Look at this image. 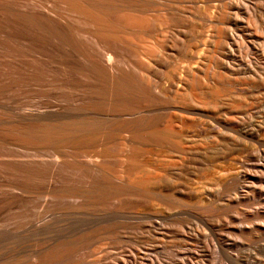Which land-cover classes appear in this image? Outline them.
<instances>
[{
  "label": "bare ground",
  "instance_id": "obj_1",
  "mask_svg": "<svg viewBox=\"0 0 264 264\" xmlns=\"http://www.w3.org/2000/svg\"><path fill=\"white\" fill-rule=\"evenodd\" d=\"M8 12L0 39L31 94L8 122L46 153L18 151L3 170L0 264H264L236 241L264 253V0H12ZM142 35L160 37L153 64L115 57ZM65 161L77 172L61 174ZM13 209L22 221H4ZM120 209L146 221L58 223Z\"/></svg>",
  "mask_w": 264,
  "mask_h": 264
},
{
  "label": "rangeland",
  "instance_id": "obj_2",
  "mask_svg": "<svg viewBox=\"0 0 264 264\" xmlns=\"http://www.w3.org/2000/svg\"><path fill=\"white\" fill-rule=\"evenodd\" d=\"M11 1L12 0H0V25L2 24L3 21H6L7 23L9 22L8 25L12 24L13 20L10 18L11 17L10 13L8 12V13L4 14L5 7H7V5L9 6L11 4ZM154 38L155 37H153L151 35L139 36V38H138L139 40L138 39L137 40L140 43L142 48L140 47V49H138V50L136 49L135 46H133L129 43H126L124 41L123 44H124L125 48L123 49V51H119V50L114 51L115 57L127 59V60L138 59V60H142L143 62H145L147 59L145 57L141 56V53H139L140 51H143L144 53L150 54L149 58L152 60V64H153V62L156 61L155 60V53L152 51V49H153L152 48V44H153L152 42H154ZM159 39H160V37L156 36L155 40H159ZM139 43H138V45H139ZM132 49H134V51ZM17 59H18V56L16 55L14 41L12 39H8L6 41H2V39H0V134L6 132V134L8 135V137H6V138L3 137L0 140V181L5 179L6 176H7V178H9L10 175H7V174L5 175V173H3V170L5 172L11 168L9 166L10 165L9 162H11V160L15 157V155L17 153H19V152H29V153L37 152V153H42V154L46 153L45 149H43L41 147H37V146H35V144H32V143H29L28 141H25L23 137H19L18 135H16L12 131V124H10V122H8V120H9L8 114H9V109L11 108V106H13L18 101L26 100L31 95L30 92L28 91L29 86L27 84L22 86V90H20L18 85L16 84L17 83L16 82V80H17L16 79L17 78V74H16L17 73ZM29 59H30V57L28 55H24V57H23L24 62H28ZM246 102H248V100ZM246 102L244 101V104H246ZM1 141H3V143ZM58 159H60V160L68 159L69 160L70 158L58 156ZM8 163H9V165H8ZM64 164L66 167L63 170H61V172H60L61 174H66L68 172H77L78 169H76L73 166V164L70 163L69 161L68 162L65 161ZM212 181H215V183L214 182L213 183L216 184V186L219 185L218 182H220V181H219V179H216V177ZM202 202L205 203L204 201H201V203ZM199 203L200 202H198V204ZM198 204L196 203L195 205L198 206ZM126 205H127V200H124L123 206H126ZM201 205L205 206L204 204H200L198 207H200ZM135 209H136L135 211H137V212L140 211V209L137 207ZM125 210H128V209H125ZM125 210L124 211L121 210V212H119L118 214H114V215H111L108 217L106 216V217L99 218V219L93 218V220H91V221L89 220L90 223H88L85 219H82V218L75 219V220L73 219V221H72L71 219L63 218V216H62L59 218L60 220L58 221V223H59L60 229H62L63 227H64V229L67 228V230H68V231L66 230L67 232H90L92 229L101 228V227L107 226V224L118 225V224L131 222V225H132L135 222H137L138 219H140V221L145 219V218H143V216H140V215H139L140 217H138L136 219L127 218L125 216L123 217L122 215L123 214L125 215V213L127 212ZM164 211L167 212L166 210H164ZM184 212H188V214L185 213L186 214L185 215ZM192 212L193 211H191V209H188V211H186V210L182 211L183 215L181 214V216H183L184 219L181 216H180V218L183 220H185V218H186V220L189 218L188 222L186 220L185 221L187 222V226L189 225L188 227L190 229L193 228L192 232L195 231L198 234L201 232L202 234H199V236H198V238L200 237L199 240L204 241V243L208 242L207 245L211 249L215 248V247H213V245H215L214 244L215 240H214V236L212 233L213 230L208 226V224H207V226L205 225L206 224L205 216L198 213V212H193L195 214L194 215ZM8 214L6 215V217H4V221L8 220V221H13V222L17 223V221H22L24 218L23 214H19V211L16 209L11 210L10 212H8ZM197 215H199L200 218H198ZM7 218H9L10 220ZM201 218H202V220H201ZM67 220L69 221L68 223H67ZM81 220L85 224V225L83 224V227H82ZM204 220H205V222H204ZM77 221L81 222V223H79L80 226L77 223ZM143 221H146V220H143ZM70 223H71V225H69ZM73 223H75V224H73ZM86 223H88V224H86ZM194 228H196L197 230ZM124 232H143V231L141 229L134 228V229H126V230L124 229ZM206 238H208V239L206 240ZM211 238H213V239H211ZM234 238L236 239V237H234ZM243 238H240L241 240H239V238L236 240L237 243L240 244V245H237V247L238 248H240V246L244 247V248H241L242 250H251V249H252L251 251L256 250L258 253L256 251H254V254L256 256L260 255V256H258V258L261 259L262 261H264V258H263L264 253H262L261 251H260V253H262V254L259 253V249L261 250L263 248L262 245L259 246L260 241L259 242L255 241L258 244H256V243L254 244V240L252 238V241L250 240L251 242H253L252 244H254V245H252L251 242L249 243L248 240H245L246 238H244V239ZM211 240H213V241H211ZM245 241H247V243ZM241 242H243V243H241ZM249 244H250V246H249ZM251 246L252 247L254 246V248H251ZM213 254H212V256H213V259L216 260V263H218V264H224L225 263L226 264L227 261H226V259L225 260L223 259L224 258L223 256L219 255V253H215L216 256H214ZM261 255H263V256L261 257ZM215 258H217V259H215ZM214 260H212V261L215 263Z\"/></svg>",
  "mask_w": 264,
  "mask_h": 264
}]
</instances>
